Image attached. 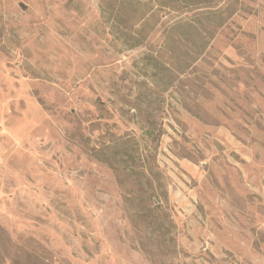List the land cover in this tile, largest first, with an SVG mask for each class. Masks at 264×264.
Returning <instances> with one entry per match:
<instances>
[{
	"label": "rangeland",
	"instance_id": "rangeland-1",
	"mask_svg": "<svg viewBox=\"0 0 264 264\" xmlns=\"http://www.w3.org/2000/svg\"><path fill=\"white\" fill-rule=\"evenodd\" d=\"M166 2L0 0V264H264V0Z\"/></svg>",
	"mask_w": 264,
	"mask_h": 264
},
{
	"label": "trees",
	"instance_id": "trees-1",
	"mask_svg": "<svg viewBox=\"0 0 264 264\" xmlns=\"http://www.w3.org/2000/svg\"><path fill=\"white\" fill-rule=\"evenodd\" d=\"M153 4L157 8L153 13L150 14V18L153 19L154 24H156V22L158 21L157 19L159 17L161 18L160 14H158V12H159L158 9H162L163 7L164 8H170V6H169L170 4H169V2L167 3L166 0H153ZM119 8L123 14H124V11H126V10L127 11H133L134 13L139 11V13H141L142 8H143L142 0H121V5ZM201 15H202V19L211 20L212 21L211 23H214V25H216L217 27H221L225 23V21H227V19H229L232 16V13L225 14V12L220 11V10H208ZM141 18H140L141 19L140 21L142 23L139 25V30L136 32V35H138L139 37H142V33H144L145 26H146V21L143 20V14H142ZM196 21H197L196 18H194V20H192V21L181 20V21L177 22L176 24H174L172 27L174 29L183 30L184 37H189V31H187V30L194 29L195 33H199L198 31H200V26H203L201 24L199 27H196V25H195Z\"/></svg>",
	"mask_w": 264,
	"mask_h": 264
}]
</instances>
